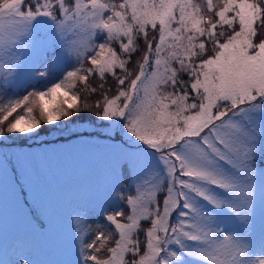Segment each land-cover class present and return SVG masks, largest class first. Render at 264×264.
I'll use <instances>...</instances> for the list:
<instances>
[{
	"label": "snow or ice",
	"instance_id": "6c2138e0",
	"mask_svg": "<svg viewBox=\"0 0 264 264\" xmlns=\"http://www.w3.org/2000/svg\"><path fill=\"white\" fill-rule=\"evenodd\" d=\"M84 119L111 179L74 210L78 248L41 259L5 233L0 264H264V0H0V149ZM14 155L43 193L47 152Z\"/></svg>",
	"mask_w": 264,
	"mask_h": 264
},
{
	"label": "rangeland",
	"instance_id": "374dc122",
	"mask_svg": "<svg viewBox=\"0 0 264 264\" xmlns=\"http://www.w3.org/2000/svg\"><path fill=\"white\" fill-rule=\"evenodd\" d=\"M83 121H77L72 130L89 127ZM110 143L101 136L78 134L70 141L53 140L42 149H27L23 144L7 147L14 159L12 163L8 161L6 175L0 170V241L7 233L10 242L29 243L41 259H71L73 244L79 246L73 237L74 210L79 207L76 200L97 206L104 203L103 186L110 181L111 173L103 149L97 145ZM23 147L26 154L47 152V159L39 167L40 174L48 181L43 193L34 184L37 167L32 157L23 162V167L16 161L14 153L23 151ZM0 151H7L6 147ZM23 189L25 197L21 194ZM262 232L264 210L258 204L248 250L250 259L264 256V248L260 246Z\"/></svg>",
	"mask_w": 264,
	"mask_h": 264
},
{
	"label": "trees",
	"instance_id": "16d2710c",
	"mask_svg": "<svg viewBox=\"0 0 264 264\" xmlns=\"http://www.w3.org/2000/svg\"><path fill=\"white\" fill-rule=\"evenodd\" d=\"M134 63V62H133ZM131 67V66H130ZM92 83V86H96V87H99L101 81L99 80V78L97 77L94 81H91ZM78 88L81 87V85H78L77 86ZM113 87L112 83H111V80H107L106 82H104V88L105 89H111ZM85 98L84 94L82 93L81 95V99L83 100ZM94 100H95V97H90L88 98V102L89 103H94ZM86 122L88 123L89 127H86V128H80V129H74L72 130L74 133H76V135L78 134H87V135H93V136H96L94 135L93 133L95 132H98V131H101V128L97 127L96 125H93L90 121H88L87 119H85ZM83 121V120H81ZM84 122V121H83ZM58 134L56 133H53L52 135H46V136H42L41 139L43 140H47V141H52L55 140V141H61L62 139H57ZM63 136H68L69 133L68 132H65V133H62ZM19 144V143H18ZM17 144V145H18ZM20 145V144H19ZM23 145H25V147L28 149V148H32V147H41V149L44 147V145L42 144H39L38 142L37 143H33L32 141H27L25 143H23ZM23 147V151H20L19 153H23V154H26L27 152V149ZM4 149V148H3ZM40 149V151H41ZM6 150L7 151H3V152H8V148L6 147ZM9 155V160L8 161H11L12 163V160L14 159V157L12 156L13 154L9 151L8 152ZM15 154V153H14ZM16 157V156H15ZM21 190V189H20ZM23 193H21L24 197H25V194H24V189L22 190ZM76 204H78L79 206L80 205H83V204H90L89 202L87 201H83V200H76ZM90 223H93L94 225L96 226H103L104 224V221H103V218L99 215V211H95L92 213V219L90 221ZM39 225V224H38Z\"/></svg>",
	"mask_w": 264,
	"mask_h": 264
}]
</instances>
